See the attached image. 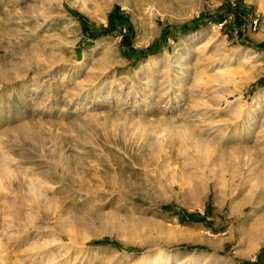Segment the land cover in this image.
Masks as SVG:
<instances>
[{"label": "rangeland", "instance_id": "obj_1", "mask_svg": "<svg viewBox=\"0 0 264 264\" xmlns=\"http://www.w3.org/2000/svg\"><path fill=\"white\" fill-rule=\"evenodd\" d=\"M0 264H264V0H0Z\"/></svg>", "mask_w": 264, "mask_h": 264}]
</instances>
